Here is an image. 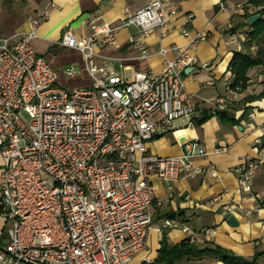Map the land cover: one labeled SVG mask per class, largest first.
<instances>
[{"label": "built area", "instance_id": "1", "mask_svg": "<svg viewBox=\"0 0 264 264\" xmlns=\"http://www.w3.org/2000/svg\"><path fill=\"white\" fill-rule=\"evenodd\" d=\"M237 7L256 13L264 4L243 0ZM175 14L172 0H154L118 25H98L88 37L66 31L58 43L83 56V66L66 67V76L85 72L91 79L90 86L74 89L59 83L57 69L33 45L47 11L31 18L30 30L18 38L0 37V218L8 234L0 241V264H129L154 229L155 202L164 203L155 181L217 174L213 166L194 164L208 154L200 138L177 156L148 147L157 132L193 115L184 74L206 33L191 36L184 29L186 45L156 51L166 58L161 71H134L131 79L111 65L122 58L98 48L114 45L119 29L133 27L130 42L139 58H149L147 38L156 29L166 37ZM255 142L260 158L247 156L235 169L244 192L252 191L264 166L263 140ZM178 225L164 218L158 230ZM182 228L198 242L197 231Z\"/></svg>", "mask_w": 264, "mask_h": 264}, {"label": "crops", "instance_id": "2", "mask_svg": "<svg viewBox=\"0 0 264 264\" xmlns=\"http://www.w3.org/2000/svg\"><path fill=\"white\" fill-rule=\"evenodd\" d=\"M152 1L0 0V37L18 38L30 30L31 18L47 11L48 17L40 23L39 36L33 45L61 74L70 65L83 66V56L78 50L58 43L66 31L70 30L80 39L88 37L98 25L105 22L118 25L124 17ZM172 1L176 14L170 32L162 37L156 29L147 38L148 47L154 53L151 57L139 58L138 50L129 40L137 33L133 27L119 29L114 45L98 48L106 55L122 58L112 61L111 65L119 74L127 78L130 74L132 78L134 71H161L166 58L156 51L162 46L186 45L190 37L183 34L184 29L191 36L206 33V38L192 51L195 62L184 74L195 107L193 115L175 120L167 131L157 132L148 147L149 152L159 156H177L182 154L185 143L200 138L208 154L196 158L194 164L196 167L213 166L217 174L205 172L171 182L155 181L157 197L164 203L155 202L154 219L172 213L175 214L172 219L179 225L161 233L158 226L164 218L155 220L147 244L129 264H152L159 255L164 233L170 244L186 240L188 235L182 225L198 232L197 243L215 242L252 258L257 250L264 249V166L257 170L251 192H244L240 187L235 169L247 156L260 158L255 141L256 138L264 139V65L249 71L250 79L243 88H232L234 75L229 66L235 52L242 50L248 38V18L255 11L238 8L239 0ZM233 34L235 39L231 38ZM256 50L253 48L254 52ZM168 57H175V52L170 51ZM80 77L85 83L88 79L91 82L85 72ZM221 112L235 121L222 119ZM218 148L225 150L216 152ZM2 168L0 153V175ZM232 214L238 219L237 225L228 220ZM7 239L5 222L0 218V241ZM260 263L264 264V256ZM178 264L224 263L213 256H205L184 259Z\"/></svg>", "mask_w": 264, "mask_h": 264}, {"label": "trees", "instance_id": "3", "mask_svg": "<svg viewBox=\"0 0 264 264\" xmlns=\"http://www.w3.org/2000/svg\"><path fill=\"white\" fill-rule=\"evenodd\" d=\"M248 2L254 3L257 6L264 4V0H248ZM258 12L263 14L262 17L253 24L248 22L250 26L248 38L244 42L242 50L235 52L230 63L229 70L234 75L232 88L245 87L250 79L249 71L255 66L264 65V7ZM255 47L257 48L256 52L253 51ZM220 114L224 120L235 121L232 118L229 119L225 112H221ZM162 218H175V214L165 213L154 220ZM205 256H213L219 261H223L224 264H261L260 258L264 256V249L257 250L252 258H247L227 247L210 241L197 243L187 238L180 243L170 244L164 233L159 255L152 264H178L184 259H198Z\"/></svg>", "mask_w": 264, "mask_h": 264}, {"label": "rangeland", "instance_id": "4", "mask_svg": "<svg viewBox=\"0 0 264 264\" xmlns=\"http://www.w3.org/2000/svg\"><path fill=\"white\" fill-rule=\"evenodd\" d=\"M239 1H243V0H239ZM128 77L131 79V75L130 74H129ZM59 83L62 86L66 87V88H73V89H74L75 86H79V85H82V84H87V86L91 85V82H89V79L85 83V82H83V79H81L80 76H77V77L73 76V78H70V77L66 76L65 71H61Z\"/></svg>", "mask_w": 264, "mask_h": 264}, {"label": "water", "instance_id": "5", "mask_svg": "<svg viewBox=\"0 0 264 264\" xmlns=\"http://www.w3.org/2000/svg\"><path fill=\"white\" fill-rule=\"evenodd\" d=\"M262 13L261 12H257V13H255V14H252V15H250L249 16V18H248V20H249V22L251 23V24H253L255 21H257L260 17H262ZM189 69V68H188ZM188 69H187V71H188ZM228 220H229V222L232 224V225H237L238 224V219H237V217L234 215V214H232V215H230L229 216V218H228Z\"/></svg>", "mask_w": 264, "mask_h": 264}]
</instances>
